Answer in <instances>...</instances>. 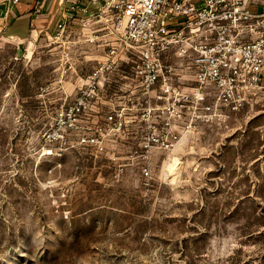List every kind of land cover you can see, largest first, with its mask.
<instances>
[{"label": "rangeland", "instance_id": "obj_1", "mask_svg": "<svg viewBox=\"0 0 264 264\" xmlns=\"http://www.w3.org/2000/svg\"><path fill=\"white\" fill-rule=\"evenodd\" d=\"M99 53L0 40V264H264V97L155 149L146 179L142 124L100 153L66 119Z\"/></svg>", "mask_w": 264, "mask_h": 264}, {"label": "built area", "instance_id": "obj_2", "mask_svg": "<svg viewBox=\"0 0 264 264\" xmlns=\"http://www.w3.org/2000/svg\"><path fill=\"white\" fill-rule=\"evenodd\" d=\"M65 1L69 14L49 39L68 48L87 43L105 49L66 119L80 131L79 143L100 153L142 124L131 158L144 161L146 179L155 149L173 150L193 124L264 97V0L257 12L251 9L256 0ZM76 17L78 29L72 27ZM115 75L123 84L112 98L107 90ZM96 106L107 110L92 125Z\"/></svg>", "mask_w": 264, "mask_h": 264}, {"label": "crops", "instance_id": "obj_3", "mask_svg": "<svg viewBox=\"0 0 264 264\" xmlns=\"http://www.w3.org/2000/svg\"><path fill=\"white\" fill-rule=\"evenodd\" d=\"M81 6L88 4L87 0H79ZM262 0H256L251 6L253 11L260 10ZM70 2L61 0H0V40L10 42L18 47L27 43L45 41L56 31L58 22L69 14L67 8ZM90 11L93 6L88 5ZM75 15L81 12L75 10ZM77 17L72 20V27L79 28ZM98 49L97 60L103 58L105 49L94 47L87 43H80ZM77 46V45H76ZM87 55H85L86 57Z\"/></svg>", "mask_w": 264, "mask_h": 264}]
</instances>
